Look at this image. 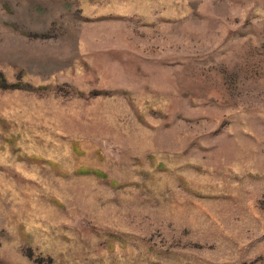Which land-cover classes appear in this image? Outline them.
Wrapping results in <instances>:
<instances>
[{"label": "rangeland", "instance_id": "rangeland-1", "mask_svg": "<svg viewBox=\"0 0 264 264\" xmlns=\"http://www.w3.org/2000/svg\"><path fill=\"white\" fill-rule=\"evenodd\" d=\"M0 264H264V0H0Z\"/></svg>", "mask_w": 264, "mask_h": 264}]
</instances>
